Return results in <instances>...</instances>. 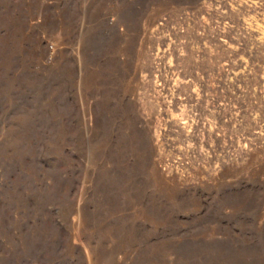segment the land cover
Segmentation results:
<instances>
[{
	"label": "rangeland",
	"instance_id": "1",
	"mask_svg": "<svg viewBox=\"0 0 264 264\" xmlns=\"http://www.w3.org/2000/svg\"><path fill=\"white\" fill-rule=\"evenodd\" d=\"M0 264H264V0H0Z\"/></svg>",
	"mask_w": 264,
	"mask_h": 264
}]
</instances>
